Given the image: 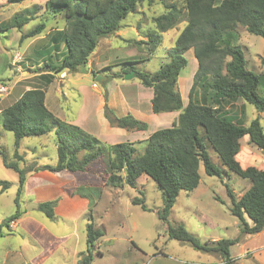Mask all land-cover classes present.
<instances>
[{"label": "rangeland", "instance_id": "rangeland-1", "mask_svg": "<svg viewBox=\"0 0 264 264\" xmlns=\"http://www.w3.org/2000/svg\"><path fill=\"white\" fill-rule=\"evenodd\" d=\"M45 1L47 0H0V84L9 88L8 93L0 96V109L14 102L27 87H39L45 90L49 110L68 121L77 116L84 118L86 112L96 114L99 97L104 94V101L106 99L107 102L109 92L116 116L121 115L126 106L130 107L129 103L137 104L145 115L140 116L143 117L140 120L147 122L150 131L154 130L157 121L148 117L149 112L151 113L150 100L145 96V93L151 91L136 76L127 80L119 78L123 73L122 67H128L121 62L136 60L132 65L148 72L157 71L167 62L169 51L186 24L184 0L144 1L135 12L121 20L118 31L99 39L87 67H93L100 73L108 71L110 76L103 83L95 81L97 74L93 76L91 71V75L85 74L88 69L71 73L64 71V78H59L60 74H53V78L47 80L42 77L41 74L48 71H42V68L47 67L45 62L57 64L61 56L54 51L49 54L46 51L41 53L42 45L48 40L47 33L61 28L64 23L62 14L52 15L44 9ZM163 2L175 4L181 10L183 20L164 31L160 44L149 54L146 35L154 28L153 18L166 10ZM33 6L38 7L35 18L21 29L3 26L15 13ZM39 22L46 25L39 35L42 37L38 40L35 37L20 39L21 34ZM229 34L232 42L243 50L247 68L264 73V39L249 33L242 25H237ZM16 53L21 57L19 62L13 61L12 55ZM184 56L187 65L180 71L178 86L187 103L197 61L192 49L187 50ZM101 58L108 65L100 68L96 63ZM34 73L40 75L35 76ZM117 76L118 78L112 79ZM92 83H96V89L92 87ZM241 101L240 99L238 103ZM259 113L252 104L246 103L244 118L247 121L254 119ZM99 114L96 122H90V130L95 133L93 135L97 131L95 124L106 122V118ZM261 124L264 127L262 121ZM127 131L136 130L102 128L100 135L103 142L112 144L126 141ZM141 141H133L135 156L144 152L145 143ZM242 143L245 148L249 147L244 141ZM0 150L5 152L7 161H16L13 133L3 129L1 123ZM207 151L212 162L224 172L221 177L207 175L200 165L198 187L191 193L182 190L179 192L165 223L157 215V211L163 206L162 191L148 176L141 175L136 181V187H112L106 183L108 169L103 159L92 161L89 169L84 171L55 172L48 168L56 163L54 131L21 138L18 153L22 158L17 162L21 173L5 166L0 155V180L9 183L5 190H1L0 185V221L16 209L21 212L22 217L15 230L8 231L5 226L1 229L0 264H80V254L86 252L85 230L88 223L103 230V235L94 244L89 264H213L217 260L215 256L219 257L218 254L214 255L196 249L189 243L169 238L166 232L167 223H182L201 242L220 238L234 239L238 236V219L229 210L231 201L227 188L239 197L251 183L247 178L227 170L209 143ZM250 151L253 154L249 157L250 160H244L243 154L239 156L245 167L248 163L258 164L256 155L260 152L252 146ZM21 175L23 179L18 194ZM135 197L143 199L148 210H143L139 204H133L131 200ZM45 201L53 203L51 217L38 207L27 210L28 206ZM229 251L231 258L240 253L238 242L231 245ZM5 253H11L7 259ZM153 254H157V257L151 261ZM243 261L245 264L250 263L248 258ZM234 264H239V261Z\"/></svg>", "mask_w": 264, "mask_h": 264}, {"label": "trees", "instance_id": "trees-1", "mask_svg": "<svg viewBox=\"0 0 264 264\" xmlns=\"http://www.w3.org/2000/svg\"><path fill=\"white\" fill-rule=\"evenodd\" d=\"M144 1L151 0L45 1L43 6L47 12L64 17L61 28L47 33L50 44L47 53L58 51L61 44L65 51L57 64L45 62L48 72L41 74L42 77L49 79L53 78V74L64 71L71 73L89 69L88 61L99 39L118 31L121 20L135 12ZM163 3L166 10L153 18L154 28L146 35L149 54L160 44L162 33L183 20L181 10L175 4ZM183 7L186 24L169 51V60L157 71L138 70L132 65L136 60L121 62L128 67H122L123 73L119 78L133 69L141 84L151 88L153 113L179 111L171 126L157 129L141 141L145 143L141 155H134V142L107 144L78 125L60 119L45 105V90L39 87L25 89L14 102L0 110L1 126L14 136L16 161H7L3 150H0V155L5 166L19 171L17 162L22 158L18 153L21 138L54 131L56 163L48 167L50 170L84 171L92 161L103 159L108 169L106 183L112 187H135L137 178L146 175L162 191L163 206L157 215L166 223L179 191H190L199 184L200 165L207 175L221 177L224 172L212 162L207 151L209 143L227 170L247 178L251 183L239 197L227 188L231 201L229 210L238 219V236L201 242L182 223H167L166 232L169 238L216 253L223 260L222 264H229V247L243 235L264 229V169L253 165L242 167L236 159L245 135L248 136L247 144L264 154L262 124L259 117H255L244 125L243 121L225 110L227 104L241 99L252 104L258 112H264V73L247 68L243 50L232 42L229 33L237 25H242L249 33L264 39V0H184ZM37 10V6L25 8L23 12L15 13L3 26L21 29L35 18ZM45 27L44 22H39L21 34L20 39L39 36ZM188 49H192L198 65L188 91V102L184 106L178 78L181 69L187 65L184 53ZM90 71L93 76L99 73L93 67ZM103 113L114 127L146 130L148 126L147 122L131 113L116 116L106 105V99ZM22 179L21 175L18 194ZM0 185L1 190H5L9 183L0 180ZM17 202L16 197V206ZM131 202L148 210L141 198L135 197ZM52 206L51 201H45L39 203L38 208L51 217ZM20 215L21 212L16 209L4 218L0 222V234L2 226H8ZM85 233L86 252L80 254V264L90 263L92 249L103 235V230L88 223Z\"/></svg>", "mask_w": 264, "mask_h": 264}, {"label": "crops", "instance_id": "crops-1", "mask_svg": "<svg viewBox=\"0 0 264 264\" xmlns=\"http://www.w3.org/2000/svg\"><path fill=\"white\" fill-rule=\"evenodd\" d=\"M40 37H42V36H36L34 39L35 40L36 39L38 40ZM49 48H50V44H49V42L47 40V42H45V44L42 45V48H41V51L40 52L41 53L42 52H45V51L48 52ZM64 51H65V48H64L63 44H61L60 47H59V50L58 51H54V52L56 54H61V56H62L64 54ZM61 56H60V58H61ZM89 62L90 61H88L87 66H89ZM107 63L108 62H106L105 60H103V58H101L100 61H97L96 65H99V67L101 68V67H104V66L108 65ZM196 65H198V63H196ZM47 69H48L47 67H44V68H42V71H46ZM109 71H111V70L109 69ZM46 72H48V71H46ZM107 72L108 71L102 72V73H100V72L97 73V74H100L101 76H104V78L101 77L102 78V82H104V81L107 80V78H108L107 75H109ZM193 73H195V72H193ZM85 74L91 75L90 74V68L88 69V71ZM33 75L36 76V75H40V74L39 73H34ZM62 75H65V73L64 72L60 73V75H58V77L59 78H64V76L62 77ZM45 79L47 80L46 77H45ZM93 84L94 83H92V87L96 89L97 86L94 87ZM29 88H33V87H29ZM29 88L27 87V89H29ZM147 88H149V87H147ZM149 89H150L151 92L150 93L149 92L145 93V96H146L147 100L148 99L150 100L151 97H152V90H151V88H149ZM187 90H188V86H187ZM109 96H110V93L108 92V98H107V102L106 103L109 106V108L112 109V111H113V106L111 105ZM181 96H182V93H181ZM99 100L100 101H98V104L96 106L98 108V111H97L96 114H95V112L93 113L94 115L91 114V113L86 112L84 118H81L80 116H77L76 119H74V120H68L66 122H69V123L78 125L80 128H82L86 132H87V130L90 131L89 134H91V135L95 134L94 132H92V130H90V122H96L97 115L100 113L101 110H103V108H102L103 107V104H104L103 95H101L99 97ZM182 100H183V105L185 106L187 103L184 102L183 96H182ZM239 100L240 99H238L236 101H233V102H230L229 104H227L225 106V110H228V112L231 115L235 116L240 121H243L244 125H247L252 120V119H250L249 121H247L244 118V112H245V109H246V103L247 102H244L242 100L240 103H238ZM187 102H188V100H187ZM129 104H130V107L126 106L125 109L123 110L122 114L121 115H118V116H123V115H125L127 113H131L136 118L142 119L143 117H140V116L143 115V112L140 109L141 107L138 106L137 104H131V103H129ZM45 105H46V93H45ZM150 109H151V102H150ZM99 115L105 118V116L103 114V111H102V114L100 113ZM178 115H179V111H169V112L153 113L152 110H151V113L149 112L148 117H150L151 120L154 118L157 121L154 130L152 129V131H150L148 129V127H147L146 130L127 131L128 132V137H127L126 141L127 142H133V141H137V140L146 139L153 131L162 128V126H166V127L171 126L172 123L177 119ZM143 116H145V115H143ZM256 116L259 117V119L264 124V112H260L259 114H256ZM59 118L62 119V120H67V119H63L62 117H59ZM105 121L106 122H102V123L99 122L98 124H95L96 125L95 127H97V129H96L97 131H96V135H94V136H96L97 138H99L101 141H102V139H101L100 132H101L102 128H105L106 130H108V129L113 130V129L116 128L114 126H111L109 124V122L107 121V119H105ZM94 128H92V129L95 130ZM262 128H264L263 125H262ZM247 140H248V136L247 135L243 136V138L241 140L240 151L236 155V159L239 161V163L241 165H242V162H240V159H239V156L241 154H243L242 156H245V159L244 160H250V158L253 155L252 154V151H250V146L248 148H245L244 145H243V143H242V141H244L247 144ZM243 148H245L244 149V152H243ZM262 155H263L262 153L256 155V159L258 161V164H249L248 163L246 166L253 165V166H256L257 168L264 169V166H263V164L260 161V157ZM243 167H245V166H243ZM88 169H89V166H88ZM198 185L195 188H193L192 190L185 191V192L191 193L192 191H194L198 187ZM21 219H22V217H19L18 219L14 220V221H11L8 224V226H5V227L8 229V231L15 230L18 227V225L20 224ZM2 227H1V229H2ZM237 227H238V223H237ZM238 229H239V227H238ZM215 240H217V239H212V240H209V241H215ZM238 244L240 246L241 251H240V253H238L237 255H235L234 258H231V255H230L229 264H234L235 262L237 263L238 261H239V264H245V262L243 261L244 258H248V261H250L249 264H264V229L261 230L260 232L254 233V234H245V235H243L239 239ZM230 247H229V250H230ZM11 253H5V257H6L5 259H7ZM18 253H20V252H18ZM215 254L216 253H214V255ZM156 257H157V254H153L152 255V258H151V261H153V259H155ZM215 258L217 260L213 264H222V261L223 260L220 258V256L218 258L215 256ZM219 259H221V260H219Z\"/></svg>", "mask_w": 264, "mask_h": 264}, {"label": "built area", "instance_id": "built-area-1", "mask_svg": "<svg viewBox=\"0 0 264 264\" xmlns=\"http://www.w3.org/2000/svg\"><path fill=\"white\" fill-rule=\"evenodd\" d=\"M12 58H13V61H14V62H19V61H21V57H20V55H19L18 53L12 55ZM93 86L96 87V83H94ZM8 90H9V88H8L7 85H5V84H0V96H2V95H4V94L8 93ZM260 161H261V163H262L263 166H264V154L260 157Z\"/></svg>", "mask_w": 264, "mask_h": 264}, {"label": "water", "instance_id": "water-1", "mask_svg": "<svg viewBox=\"0 0 264 264\" xmlns=\"http://www.w3.org/2000/svg\"><path fill=\"white\" fill-rule=\"evenodd\" d=\"M133 76H135V72L134 71H129L127 73H124V75H123L124 79H126V80L130 79ZM101 77L104 78V76H101L100 74H97L95 76V81L101 83L102 82V78ZM37 207H38L37 204H35L34 206H28L27 210H31L32 208H37Z\"/></svg>", "mask_w": 264, "mask_h": 264}]
</instances>
